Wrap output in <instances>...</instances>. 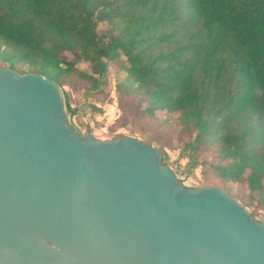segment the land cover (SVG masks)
<instances>
[{
    "label": "water",
    "instance_id": "1",
    "mask_svg": "<svg viewBox=\"0 0 264 264\" xmlns=\"http://www.w3.org/2000/svg\"><path fill=\"white\" fill-rule=\"evenodd\" d=\"M0 264H264V223L146 143L82 137L55 82L0 68Z\"/></svg>",
    "mask_w": 264,
    "mask_h": 264
},
{
    "label": "trees",
    "instance_id": "2",
    "mask_svg": "<svg viewBox=\"0 0 264 264\" xmlns=\"http://www.w3.org/2000/svg\"><path fill=\"white\" fill-rule=\"evenodd\" d=\"M110 66L120 109L164 115L188 169L208 150L264 204V0H0V68L97 90Z\"/></svg>",
    "mask_w": 264,
    "mask_h": 264
},
{
    "label": "rangeland",
    "instance_id": "3",
    "mask_svg": "<svg viewBox=\"0 0 264 264\" xmlns=\"http://www.w3.org/2000/svg\"><path fill=\"white\" fill-rule=\"evenodd\" d=\"M99 28L104 26L99 25ZM78 67L89 70L84 63ZM123 75L110 66L102 86L97 90H91L90 84L82 81L73 82L71 87L61 88L66 114L79 134L82 137L89 136L97 142L133 139L146 143L161 154V163L173 173L183 188H217L233 197L252 220L264 223V204L251 203L238 186L225 185L216 180L210 169V165L216 161L210 151L201 150L197 158L198 165L188 169L187 159L181 154L187 137L173 124L165 123L164 115L158 114L155 120H138L132 109L133 102L129 109L122 110L118 107L114 86ZM162 153L165 159H162Z\"/></svg>",
    "mask_w": 264,
    "mask_h": 264
}]
</instances>
